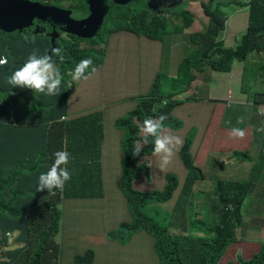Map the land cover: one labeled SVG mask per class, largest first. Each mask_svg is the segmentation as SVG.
<instances>
[{
  "label": "trees",
  "instance_id": "1",
  "mask_svg": "<svg viewBox=\"0 0 264 264\" xmlns=\"http://www.w3.org/2000/svg\"><path fill=\"white\" fill-rule=\"evenodd\" d=\"M215 3L216 0H209L208 3L204 0L185 2V9L177 18L176 29L172 32L190 34L191 39H197L198 54L203 57L201 63L206 64L207 59L211 58L208 61L209 68L225 73L222 82H226L230 73L235 71L233 65L236 61L245 64L249 72L245 73L243 68H238L236 74L246 83L252 81L254 99L255 93L264 94V0H248L236 4L248 10L247 29L236 48L226 47L220 39V33L226 30L229 11L234 2H229L228 14L222 9L221 2ZM243 12L246 13L244 9ZM203 20L207 25L203 24ZM154 24L135 25L134 28L141 31L145 26L151 31ZM169 33L171 32H167L165 28H158L154 33L145 35L159 40ZM109 34L113 37L115 31L111 30ZM33 39L22 38L8 42L0 35V58H7V64L0 67V264H58L60 250L55 243V236L64 215V211L61 212L58 208L61 200H87L102 196L101 162L98 161L103 153L104 128H114L123 139V150L126 145L123 141L131 143L142 140L138 137L136 125L148 118L146 113L152 114L154 107L152 103L142 101L137 110L126 107L129 111L125 112L122 104L112 109L92 112L89 116L68 123L51 124L48 113L53 110L50 108L55 105V101L60 99L59 95L47 96L7 83V79L27 62L34 51L37 58H40L53 47L51 36L47 39H34L32 42ZM62 40L55 43L56 48H62V44H65ZM101 52L105 54L102 49ZM82 59V54L76 53L65 57L62 63L58 58L54 61L63 77L60 92L73 81L72 72ZM191 68L195 70L193 66ZM163 79L166 77L163 76ZM167 80L178 81L170 78ZM198 88L200 87L196 85L190 91L193 90L195 94ZM161 89L162 87L159 100L166 99L167 102L164 107L159 108V114L166 117L164 126L182 140V163L177 165L180 172L185 169L190 172L185 185V190H188L202 171L192 155L199 151V147L179 125L174 100L176 94L166 91V94H162ZM71 92L61 99L62 109ZM54 118L56 117H52ZM220 133L219 130L216 137ZM87 135H90V141L86 140ZM152 147L154 149V142L148 140L138 157L150 154ZM63 149L69 152L66 167L71 174V179L66 181V188L58 193L54 192L55 189L50 193L47 188L38 192L39 169L41 174L49 171L55 160V153ZM92 152H98V155L93 157ZM260 159L258 167L261 171L264 156L260 155ZM40 161L44 165L40 166ZM142 164V169L138 164H132L130 173H125L122 166L121 188L127 197L128 209L134 221L111 231V239L127 242L132 234L141 230L149 231L156 238L160 264H264L263 244L261 253L255 255V258L247 260L238 252L233 259L220 262L228 245L243 238L242 231H237L241 225L242 207L250 194V198L254 196V182L259 172H254L251 182L217 183L214 196L218 200V227L210 230L205 227L203 229L198 224H186L184 230L187 235L173 237L165 228L148 219L150 217L146 215V208L151 203L163 206L168 199L171 201L175 198L174 191L178 187L176 174L167 173L165 191L148 194L147 191L140 190L144 189L141 186H145L141 174L148 175V168L144 166V162ZM262 224L264 226V218ZM93 261L94 251L88 250L84 256L76 258L75 264H92Z\"/></svg>",
  "mask_w": 264,
  "mask_h": 264
},
{
  "label": "crops",
  "instance_id": "2",
  "mask_svg": "<svg viewBox=\"0 0 264 264\" xmlns=\"http://www.w3.org/2000/svg\"><path fill=\"white\" fill-rule=\"evenodd\" d=\"M164 39L165 38L156 40L144 34L126 31L115 33L110 40V51L119 54L121 50L124 58H120L119 61L125 64H122L119 72L114 70L112 75L117 77L127 72L135 77L134 84L130 88L117 87L111 95L104 99L99 108L90 109L84 102L93 99L96 87L86 80H81L78 83L76 95L72 101H69L67 111H71L73 114H79L88 110L112 109L123 104L125 112H127L129 111L127 108L134 109L136 107V102L130 98L147 93L156 75H177L179 81L180 67L177 66V63L173 60V54H168ZM184 60L181 64L182 67L186 62ZM99 69H101V67H99ZM235 76H237L236 72ZM222 77L223 76L212 75V78L217 83V87L222 82ZM231 79L232 78H230V80ZM250 84L251 93H253L254 88L252 83ZM99 86L100 82L97 84V89H99ZM182 95L186 98L195 99L189 102L186 101L184 105L176 109L178 122L181 123L184 120L195 119L194 126L198 125L203 132V135L199 134L198 136L195 135V131L190 134L199 147V151L193 153L197 164L201 167L211 169L219 180H252L254 172H259L256 180H260V175L262 173L264 174V166L261 172L258 165L261 161L260 155L264 156V141L260 146L256 140L254 141V133L258 131H263L264 133V130H261L264 129V118H262L257 109L252 106L255 102V98L252 99V102H249L248 97L243 94L245 98L239 97L238 100H241L240 102L235 101L237 103L231 105L226 104V106L224 105L226 96L221 92L220 94H215L219 95L221 100H218L217 103L212 102L211 104L199 103L205 97L198 92L194 94L193 90L190 92L185 91ZM232 100L235 99L232 98ZM217 109L220 112L215 116H218L220 119L224 118L226 124L229 125L230 128L225 130L218 126L214 133L213 140H210L205 136V128L210 120L215 117H210L211 112ZM243 116H246L245 119L235 128H244L243 130L246 131L245 137L243 139L231 137L230 132L234 128V121L241 119ZM198 119L199 124H197ZM105 128L110 132L109 137L117 143L112 153L108 152L105 141L103 145L105 150V154L103 155L104 163H102L103 175L109 180L110 175L117 178L120 173V168H116V162L117 155L121 153V137L112 126ZM182 130L187 132L186 128H182ZM219 130L221 133L216 137ZM254 147H257L258 158L260 159L257 165L248 167V160L246 159L244 160L245 164L243 167L237 166L235 169L221 168V166L232 164L230 160L225 157V154L232 153L236 150L249 152ZM230 172H234L235 174L231 175ZM63 211V230L70 227H77L80 223H84V227L79 233L66 230L61 234L58 233L56 236L59 237V241L63 245V264H71L76 256L84 255L88 249H93L95 251L93 264H160L154 247L155 239L148 232H139L126 244L113 241L108 237V232L111 229L116 228L118 225L120 226L122 221L129 220V216L125 209V200L119 192L116 191L107 194L104 200L67 199L63 203ZM263 214L264 211L261 216ZM81 215L86 216L80 218ZM89 225L90 227H88ZM262 235L263 233L261 236ZM241 240L238 241L234 247L230 248L221 262L233 259L238 252H241L246 258H251L259 252L261 239L252 242V244H245V242L241 243Z\"/></svg>",
  "mask_w": 264,
  "mask_h": 264
},
{
  "label": "rangeland",
  "instance_id": "3",
  "mask_svg": "<svg viewBox=\"0 0 264 264\" xmlns=\"http://www.w3.org/2000/svg\"><path fill=\"white\" fill-rule=\"evenodd\" d=\"M155 1V0H153ZM199 2L202 0H186V3L189 2ZM206 3L209 2V0H204ZM232 1L234 4L231 5V10L229 11L228 15V22L226 26V30L221 32L220 39L225 43L226 47L236 48L237 45L240 43L242 36L245 34L248 24V10L247 8H243L241 6H237L238 3L247 2L248 0H216V3L221 2L223 4L222 9L228 14V8H229V2ZM160 6L162 4L160 3ZM186 6V5H185ZM185 6L182 8V10L185 9ZM149 10V4L147 0H122L119 2L118 5V13L120 15H123L125 13H130L132 16H135L138 12V10ZM162 9H164L162 7ZM243 9L246 13L243 12ZM170 9H166L168 11ZM196 15L201 17V15L196 12ZM121 18L119 17V20ZM177 19L176 20H170L169 17H167L164 21L158 22L157 24H154L151 31H156L158 28H165L167 32H171L169 35L164 37V43L166 46V49L168 50V54H173V60L175 63H177V66L180 67V80L179 81H168L167 79H162L161 81V93L166 94L168 92L172 93H179L184 87H186L185 91L189 88L192 89L194 86H199L200 88L197 89L196 92L201 94L204 99H202L199 103L205 104L212 102L217 103L218 100H221V97L219 95H215L213 91L214 85H208L209 82L212 80V75L214 73L213 70L209 68L208 61L211 60V58L207 59V62L205 65H203L202 59L203 57L198 54V46H197V39H190V34H183L181 32H172L176 29L177 25ZM203 24L207 25V22L203 20ZM32 29L31 28H25V31L23 33H13L11 35L3 36L8 42H12L15 39H22L25 37H34L30 36ZM38 32H40L38 29L37 31H34V34L36 35ZM45 34H47L46 31H44ZM63 39H66V43L62 44V49L65 57H70L73 54L79 53L82 54L83 58H90L93 63L89 66L88 71L85 73V75L88 77L86 80L88 83L95 85L96 90L94 92V97L88 102H84L90 109L99 108L104 99L111 95L117 87H125L130 88L134 82L135 77L127 72L123 73L121 76L114 77L112 74L114 70L119 72L120 67L122 64L121 61H119L120 58H124L122 51L120 50L119 54H116L114 51H110V40L112 35L109 33L105 34L101 38H97L95 36L93 39H80L76 38L74 36H68L65 34H68L66 32L61 31ZM51 36V43H52V32L49 34ZM47 39L48 36H45ZM189 40V42H188ZM180 44V49H179ZM56 47L53 46V48H50L48 51V55L52 54V50ZM105 52L103 54L101 52ZM57 58L59 59V56H52L51 61L54 63V61H57ZM188 58L189 61L185 62L183 64V67L181 66L182 61ZM60 60V59H59ZM122 60V59H121ZM124 62V61H123ZM116 65V67H115ZM194 67L195 70L191 67ZM101 67V69H99ZM116 68V69H115ZM234 70L230 73L229 78L226 80V82H221L218 86V89L223 95L227 97L234 98L235 101L240 102L241 100H238V97L245 98V96L248 97L249 102H252L253 95L251 93V84L244 82L240 77L235 76L236 69L243 68V72H249L247 66L241 62H235L234 63ZM95 69V71H93ZM170 76V74H167ZM230 78H232L230 80ZM202 80H204L202 82ZM100 82L99 89H97V84ZM209 86V87H208ZM254 86V85H252ZM259 86L256 88L258 89ZM166 91V93H164ZM245 95H243L242 93ZM257 99H261V95L256 96ZM219 110H213L210 114V117L215 116L219 114ZM261 113H264V109L261 110ZM246 116H243V120ZM158 121V119H155ZM240 120V119H239ZM195 119H188L182 121L179 125L180 127L186 128L187 132L189 134L193 133L195 131V135L198 136L199 134L203 135V132L201 128L196 125L194 126ZM197 124H199V119L197 120ZM241 123H238V120L234 121L233 127L240 125ZM172 127H175L174 124L171 125ZM220 126L221 128L228 130L230 128L229 125L226 124V120L224 118L220 119L218 116L213 117L210 122L206 125L205 128V136L207 139L213 140L214 133L216 132V128ZM176 128V127H175ZM104 135H105V142L109 153H112L116 146V141L111 139L109 137L110 132L107 128H104ZM86 140L90 141V135L86 136ZM126 143L124 145L123 150L119 155H117V162H116V168L119 169L120 166H123L125 173L131 172V165L136 163L138 164L139 168H143V164L141 159L138 156H134L133 153L135 151L136 145L139 143L141 151L144 149L143 144H141L138 140L133 141L131 143ZM94 150V148H93ZM103 153L105 154L104 148L102 149ZM242 153L238 151H234L232 153L225 154V157L230 160L232 164H229L227 166H221V168L226 169H235L237 166H244V161L240 160V156ZM98 155V152H92V156L95 157ZM248 160L247 166H255L259 163L260 159L258 158V149L257 147H254L251 151L247 152V155H245V160ZM102 161L104 163V158L101 160L99 159L98 162ZM250 161V162H249ZM44 165L42 161H40V166ZM96 166V165H95ZM167 173H175L178 177L180 174V168L179 166L173 162L172 164H169L167 168L165 169ZM39 176L41 174L40 169L38 171ZM231 175H234V172H230ZM117 183L119 182H109L108 188L109 190H113L116 188ZM146 185L147 183L144 182ZM255 188H254V196L252 198L251 194L248 196L247 200L245 201L243 205V215L241 220L242 225V234L243 239L241 240V243L245 244H252V242H256L259 239L262 238L261 234L263 233V230L255 225L254 221L257 218L261 217V214L264 210V174L262 173L260 175V180H255L254 182ZM208 187V184H207ZM140 189L142 191H145V186H141ZM51 193V192H50ZM187 207L185 208V216L182 218L180 217V213H176L175 215L172 214V212L168 213V207L160 206L156 203H151L146 208V215H148L150 218H152L155 222L159 223L160 225L164 226V223H173L175 221H185L186 223H192L196 224V216L195 213L197 212V209L193 204L190 202L188 203ZM86 215H81L80 218ZM61 226V225H60ZM84 227V223H80L77 227H70L66 229H59L58 233L61 234L63 231L69 230L76 233H79ZM90 227V225L88 226ZM180 235V234H177ZM234 246H230L229 249Z\"/></svg>",
  "mask_w": 264,
  "mask_h": 264
},
{
  "label": "clouds",
  "instance_id": "4",
  "mask_svg": "<svg viewBox=\"0 0 264 264\" xmlns=\"http://www.w3.org/2000/svg\"><path fill=\"white\" fill-rule=\"evenodd\" d=\"M33 3H37V2H33ZM91 8H92V5H91ZM93 9H94V4H93ZM105 11H106V7L102 11L103 17L105 16ZM88 19H86V20H88ZM78 22H80V21H78ZM145 34H148V33H144V35ZM27 39H28V37H25V40H27ZM32 42H34V39ZM56 42L57 41H55V43ZM65 43H66V41H65ZM61 53H63L62 48H55L52 50L51 55L45 54L42 57L37 58V53H36V51H34L29 56L27 62L22 67L17 69L7 79V83L12 85L13 87L31 89L33 92L43 93L44 95H47V96L59 95L60 99L55 101V105L52 108H50L53 110H51L48 113L49 120L51 121V124H54V125L75 121V120H78V119H81V118H84L86 116L91 115L92 112H98L99 111V110H88V111L81 112L79 114H73L71 111H67L69 101H72V99L76 95L78 83L81 80H87L88 79V77L85 75V73L88 71L89 66L92 65L93 61L90 58L82 59L75 66V68L72 72L73 81L69 82V85L66 86L65 90L60 92V86H61V81H62L63 77L61 76L60 71L54 65V63H52L50 61H51L52 56H59V59L62 63L64 61V55H62ZM5 63L7 64V58L6 57L0 58V65H3ZM0 67H2V66H0ZM233 67H234V65H233ZM93 71H95V69H93ZM213 74L216 76H224L225 73H218V72L214 71ZM158 75H160V76L156 75L154 77V80H153V82L150 86V89L147 93L139 94L136 97L130 98L136 102V107L134 108L135 110L138 109V107L140 106V103L142 101H148L154 105L153 113L150 115L148 113H146L149 117L143 119L142 121H139L138 122L139 125H136L138 127V137L143 140V141L139 140V142L141 144H143V146L147 145L148 140L154 142V149L152 147V152L150 154H147V155L140 158L142 163L144 162V166H146L148 168V175H146L145 173H142L140 176V177L144 178L143 179L144 182L147 183L145 185V188H146L145 191H147L148 194L155 193V192L160 193L162 191H165L166 186H167L166 176L168 175L167 171L165 169L167 168V166L169 164H172L173 162H175L176 164L182 163V159L180 157V151L182 149L181 148L182 140L179 136L174 135L173 132H171L169 129H167L164 126L163 121L166 119V117L161 116V114H159V108L164 107L165 103L167 102L166 99L159 100L160 87H161V81L163 79V76H165L166 79L170 78V79H174V80H178V76L177 75H170L169 76L167 74H163V75L158 74ZM210 85H214L213 91L215 94H220V91L217 87V83L213 78H212L209 86ZM185 89H186V87H184L179 93H175L176 95L174 97V100H175L176 109L178 107L184 105L186 101L189 102V100H190V98H186L182 95V93L185 92ZM70 91H72V92L69 95L67 104H66L65 108L62 109V107H60V101ZM189 91H190V89L188 88V90H186V92H189ZM257 95H263V97L261 99H257L256 98ZM254 98H255V102L252 104V106L254 108H256L259 115L262 118H264V113H261V110L264 109V94L255 93ZM224 100H225L224 105H226V104L231 105V104L237 103V102H235V100H232L231 97H227V96ZM258 102H260L259 105L257 104ZM55 106H56V108H55ZM54 108H55V110H54ZM134 109H132V110H134ZM52 117H56V118L52 119ZM155 119H158V121ZM242 122H243V118L238 120V123H242ZM243 129L233 128L230 132L231 137L236 138V139H243L246 135V131ZM261 130H264V129H261ZM122 140L123 139L121 138V140H120L121 152H122ZM255 140L260 146L263 144V141H264L263 131H258L256 133H254V141ZM236 151L242 153L239 156H240V160L244 161L245 155H247V151H239V150H236ZM140 153H141V148H140V144L138 143L135 147V151H134L133 155L139 156ZM192 155H193V153H192ZM193 158H194L196 165L199 166L202 169V171L198 174V177L196 178L193 185L188 190H185V185H186L187 180L189 178L190 172H187L185 169L182 172H180L181 175H179V177L177 175H175V177L177 178V181H178V187L174 191V194L176 196L171 201H170V199H168L167 203H164L163 206L166 205L168 207V213L172 212L173 215H175L176 213H180V217L183 218L185 216V208L187 207V205H189L188 203L190 202L197 209V212L195 213V216L197 218L196 224L200 225L203 229L205 227V228L211 230L212 228L219 226L218 200L214 196V194L216 192L217 183L219 181H224V182H229V181L219 180L217 175L214 172H212L211 169L201 167L200 165L197 164L194 155H193ZM102 159H103V155H102L101 160ZM68 162H69V152L66 149H63L62 151H57L55 153V160H54L53 164L51 165L49 171H47L46 173H42L39 176V181H38L39 186L37 187V191L38 192L43 191L44 188H47L49 190V192H52V190L55 189L54 192L58 193V192H61L62 190H64L67 186L66 181L71 179V174L69 173V171L67 170V167H66ZM100 162H101L102 196L101 197H92V199H90V200H104L106 198L107 194H110V193L117 191L121 194V196L125 200V209H126V212L129 216L128 221H122V224L120 226L118 225L116 228H113L108 232V237H109V233L111 231H115V230L120 229V227L123 224H131L134 221V218L132 217V215L128 209V200H127V197L121 188V177L120 176H121V172H122V166H120V173H119V176L117 178H115L113 175H110L109 180H107V178L103 175V169H102V163L103 162L102 161H100ZM246 181L251 182V179L250 180L248 179ZM109 182H119V183H117L116 188H114L113 190H109L108 185H107ZM240 182H244V181H240ZM207 184H208V187H207ZM176 198H177V201H176ZM60 199H62V198H60ZM65 200H67V199L61 200V202L58 206V208H60L61 212L63 211V203L65 202ZM74 200H85V199H74ZM242 211H243V207H242ZM263 218L264 217H260L254 221L255 225L263 230V235H262V238L260 240V250H261L262 244L264 245V226L262 224ZM148 219L150 221H152L154 224H156L162 228H165L167 230L168 234L173 236V237H185V235H187V234L184 230V226L186 224H192V223H186L183 220V221H175L173 223H164L165 225L162 226L159 223L155 222L154 220H152L150 218H148ZM60 228L63 229V217L61 218ZM142 231H146L154 237V235L152 233H150L149 231L141 230V231H138V232L132 234L131 237L129 238V240L133 236L137 235L139 232H142ZM237 231H242V225H240V227L237 229ZM177 234H180V235H177ZM57 235H58V233L56 234V236ZM56 236H55V243L58 245L59 250H60L58 264H63L62 263L63 245L59 241V237H56ZM154 239H155V243H154L155 251H156L158 258H159V261H160L159 254L156 250V238L154 237ZM112 240L120 242L119 240H115V239H112ZM127 242H120V243L126 244ZM237 242L238 241L233 242L230 245H228V247L226 248V250L224 251L223 255L220 258V262L224 259V257L229 252V250H230L229 247L234 246ZM88 250H93V249H88ZM260 250H259V252L261 253L262 250L261 251ZM86 252H85V254H86ZM259 252H257L255 255H257ZM84 255L76 256L73 259L71 264H75L77 257L84 256ZM253 257L246 258V259L250 260ZM94 259H95V251H94ZM93 263H94V261H93ZM160 263H161V261H160Z\"/></svg>",
  "mask_w": 264,
  "mask_h": 264
},
{
  "label": "flooded vegetation",
  "instance_id": "5",
  "mask_svg": "<svg viewBox=\"0 0 264 264\" xmlns=\"http://www.w3.org/2000/svg\"><path fill=\"white\" fill-rule=\"evenodd\" d=\"M32 2H37L41 4L42 7L52 8L54 15L56 18L46 17L43 19L33 20L32 25L28 28H31L30 36L28 38L34 39H42L45 36H49L52 32L53 37L56 41L62 40L61 31L65 32L63 27L62 20L64 18L74 19L76 21H85L90 18L94 10L102 13L103 9L106 7L105 16L101 18L103 21L102 27L98 32L97 38H101L105 34L109 33L111 30H114L115 33L119 32H134L138 34L144 33H152L154 31H150L144 26L143 30L135 29V25H146L151 26L154 23L162 22L167 17L172 20H176L183 12L181 9L186 0H147L150 9L138 10L135 16H132L130 13H125L120 15L118 13V5L122 0H103V6L101 0H30ZM94 4V10L91 8V4ZM160 3L162 6H160ZM162 7L164 9H162ZM166 9H170L166 11ZM42 10V8H41ZM119 17L121 18L119 20ZM55 24V25H54ZM40 31L36 35L34 31ZM25 28L20 31H16L17 33H23ZM47 32V34L44 33ZM15 33V32H14ZM67 33V32H66ZM13 33H5L0 34L2 36L11 35ZM68 36H74L70 33L65 34ZM78 38V37H76ZM66 39L62 40V43H65Z\"/></svg>",
  "mask_w": 264,
  "mask_h": 264
},
{
  "label": "water",
  "instance_id": "6",
  "mask_svg": "<svg viewBox=\"0 0 264 264\" xmlns=\"http://www.w3.org/2000/svg\"><path fill=\"white\" fill-rule=\"evenodd\" d=\"M101 3L103 6V0ZM91 5L93 9V2ZM53 10L29 0H0V34L22 31L24 28L30 27L33 20L46 17L56 18ZM102 15L103 12L99 13L94 10L93 15L86 21L78 22L74 19L64 18L62 20L63 29L80 39H93L102 27ZM55 41L56 39L53 37L52 45L54 47Z\"/></svg>",
  "mask_w": 264,
  "mask_h": 264
},
{
  "label": "built area",
  "instance_id": "7",
  "mask_svg": "<svg viewBox=\"0 0 264 264\" xmlns=\"http://www.w3.org/2000/svg\"><path fill=\"white\" fill-rule=\"evenodd\" d=\"M2 58H5V57H2ZM6 64V63H5ZM5 64H3V65H5ZM3 65H0V66H3Z\"/></svg>",
  "mask_w": 264,
  "mask_h": 264
}]
</instances>
